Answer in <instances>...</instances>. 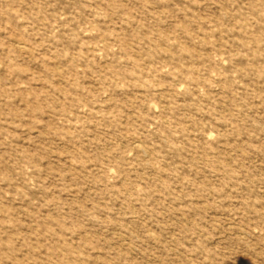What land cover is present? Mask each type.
Segmentation results:
<instances>
[{
	"label": "rangeland",
	"instance_id": "obj_1",
	"mask_svg": "<svg viewBox=\"0 0 264 264\" xmlns=\"http://www.w3.org/2000/svg\"><path fill=\"white\" fill-rule=\"evenodd\" d=\"M0 264H264V0H0Z\"/></svg>",
	"mask_w": 264,
	"mask_h": 264
}]
</instances>
